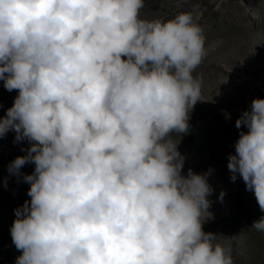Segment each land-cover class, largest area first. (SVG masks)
<instances>
[{"label":"clouds","instance_id":"1","mask_svg":"<svg viewBox=\"0 0 264 264\" xmlns=\"http://www.w3.org/2000/svg\"><path fill=\"white\" fill-rule=\"evenodd\" d=\"M144 0H0V81L18 95L0 117L31 146L8 167L30 201L15 209L16 264H234L214 243L208 173L188 169L187 134L206 56L191 13L140 16ZM235 126L227 168L264 211V99ZM221 192L220 199H223ZM252 228L264 232V217Z\"/></svg>","mask_w":264,"mask_h":264},{"label":"rangeland","instance_id":"2","mask_svg":"<svg viewBox=\"0 0 264 264\" xmlns=\"http://www.w3.org/2000/svg\"><path fill=\"white\" fill-rule=\"evenodd\" d=\"M182 12L191 13L201 27L206 51L193 72L202 79V101L190 113L188 133L172 134L185 157L182 174L187 175L188 169L198 174L211 169V217L206 216L203 230L216 234L214 243L231 244L234 264H264V232L252 228L264 211L238 174L235 182L230 180L227 168L240 132H247L244 126L236 128V120L251 109L254 99H264V0H144L140 16L167 21ZM17 95L0 81V117ZM15 137L12 130L0 137V264H16L21 255L10 228L14 210L31 199L24 176L35 169L33 163H26L19 175L9 173V164L31 146L26 138L16 141Z\"/></svg>","mask_w":264,"mask_h":264}]
</instances>
